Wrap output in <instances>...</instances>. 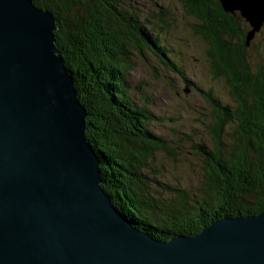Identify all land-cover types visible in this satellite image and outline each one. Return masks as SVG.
<instances>
[{
  "label": "trees",
  "instance_id": "obj_1",
  "mask_svg": "<svg viewBox=\"0 0 264 264\" xmlns=\"http://www.w3.org/2000/svg\"><path fill=\"white\" fill-rule=\"evenodd\" d=\"M32 1L56 19L55 44L87 114L84 134L99 157L101 185L119 212L152 237L169 240L194 235L220 218L264 211V70L254 72L248 63L246 21L224 12L218 0H180L198 18L188 26L206 41L204 61L212 78L224 77L231 98L185 79L210 107V120L202 121L207 146L188 129L173 127L176 140L154 131L152 121L163 117L152 109L144 83L128 78L135 55H153L169 71L184 73L161 34L175 20L162 2ZM185 142L203 163L194 193L185 183L160 180L165 162L151 165L158 153L176 160Z\"/></svg>",
  "mask_w": 264,
  "mask_h": 264
},
{
  "label": "water",
  "instance_id": "obj_2",
  "mask_svg": "<svg viewBox=\"0 0 264 264\" xmlns=\"http://www.w3.org/2000/svg\"><path fill=\"white\" fill-rule=\"evenodd\" d=\"M218 2L246 20L249 45L264 0ZM56 29L32 0H0V264H264V211L169 240L119 213Z\"/></svg>",
  "mask_w": 264,
  "mask_h": 264
},
{
  "label": "rangeland",
  "instance_id": "obj_3",
  "mask_svg": "<svg viewBox=\"0 0 264 264\" xmlns=\"http://www.w3.org/2000/svg\"><path fill=\"white\" fill-rule=\"evenodd\" d=\"M158 1L163 3L169 15L174 16L173 28L165 30L161 34L168 44V49L173 51L172 53L175 54L179 62H182L178 65L180 68L183 67L184 73L180 75L169 71L159 61H155L153 55L146 57L135 55L132 56L135 68L129 72L128 78L133 84L144 83V90L151 96L152 109L155 114L163 117L161 120L154 119L152 121L154 131L167 139L176 140L177 137L172 131L173 127L176 128V131L181 132L188 129L195 133V137L199 136L207 146H210L211 140L202 123V121L210 120V107L201 91L186 83L185 79L194 82L202 90L213 88V94L220 95L230 102L231 98L226 95L228 85L224 82V77L212 78L213 74L210 72L209 64L204 61L208 45L188 26L198 23V18L186 13L180 0ZM147 4V2L144 5L139 3L138 6L145 8ZM241 19L246 21L242 17ZM246 54L252 71L264 70V24L249 41ZM176 123L178 124L176 125ZM182 145L179 146L181 148L175 157L176 160H173L171 156L158 153L157 159L151 161V165L155 164L156 168L159 167L161 164L157 165L158 159L161 163L165 162V171L162 170V173L158 172L157 174L160 180L164 183H185L184 185L190 186L194 193V189L198 188L197 176L203 163L198 156L192 153L186 142Z\"/></svg>",
  "mask_w": 264,
  "mask_h": 264
},
{
  "label": "bare ground",
  "instance_id": "obj_4",
  "mask_svg": "<svg viewBox=\"0 0 264 264\" xmlns=\"http://www.w3.org/2000/svg\"><path fill=\"white\" fill-rule=\"evenodd\" d=\"M116 208V207H115ZM117 209V208H116ZM118 210V209H117ZM119 213H121V212H119ZM122 214V213H121Z\"/></svg>",
  "mask_w": 264,
  "mask_h": 264
}]
</instances>
